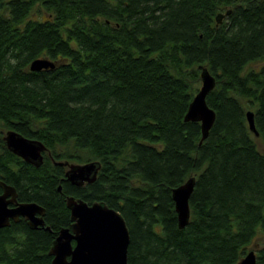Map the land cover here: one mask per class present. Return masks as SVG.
<instances>
[{"label": "trees", "instance_id": "16d2710c", "mask_svg": "<svg viewBox=\"0 0 264 264\" xmlns=\"http://www.w3.org/2000/svg\"><path fill=\"white\" fill-rule=\"evenodd\" d=\"M35 57L54 67L31 70ZM201 65L215 77V119L199 142L200 122L184 113ZM3 128L40 139L43 162L10 151ZM257 137L264 146V0H0V179L45 207L43 226L0 227V264L50 263L69 194L121 212L127 264H231L255 244L264 264ZM64 159L101 167L76 185ZM190 175L180 228L171 189Z\"/></svg>", "mask_w": 264, "mask_h": 264}, {"label": "water", "instance_id": "95a60500", "mask_svg": "<svg viewBox=\"0 0 264 264\" xmlns=\"http://www.w3.org/2000/svg\"><path fill=\"white\" fill-rule=\"evenodd\" d=\"M223 15L222 12L216 15L217 22L221 21ZM52 67H54V61L46 57H35L29 63L31 70ZM200 80L201 84L184 113V120L200 122L199 142L206 137L215 119L214 109L206 102L207 93L215 85V77L205 65L200 66ZM245 116L249 129L258 136L253 110L246 109ZM2 139L6 147L24 161L35 166L43 162L47 146L40 139L27 137L12 128L4 130ZM56 162L65 166L64 177L76 185L95 180L101 167L97 159L83 162L64 159ZM194 181V175H190L171 189V198L180 228L189 221V197ZM0 186V227L8 225L10 218L17 220L20 216L27 219L31 228L44 225L45 207L43 205L35 201H18L15 186L2 179H0ZM60 188L59 184L58 189ZM65 202L70 211L71 222L69 226L61 227L53 238L48 249V253L52 255L49 264H127L130 236L121 212L103 200L87 202L72 194L66 195ZM44 227L48 228L46 225ZM256 247L257 244L231 264H255Z\"/></svg>", "mask_w": 264, "mask_h": 264}, {"label": "rangeland", "instance_id": "374dc122", "mask_svg": "<svg viewBox=\"0 0 264 264\" xmlns=\"http://www.w3.org/2000/svg\"><path fill=\"white\" fill-rule=\"evenodd\" d=\"M255 64H257V63H255V62L252 63V65H255ZM198 86H199V85H198ZM5 129H6V128H5ZM5 129L3 128V130H2V134H3V132H4ZM256 142H257L258 148H259L260 150H263V151H264V146H263V144H262V141H261L258 137H257V139H256ZM257 239L262 240V238H260V237H257Z\"/></svg>", "mask_w": 264, "mask_h": 264}, {"label": "flooded vegetation", "instance_id": "af4514ba", "mask_svg": "<svg viewBox=\"0 0 264 264\" xmlns=\"http://www.w3.org/2000/svg\"><path fill=\"white\" fill-rule=\"evenodd\" d=\"M5 144V143H4ZM6 146V145H5ZM21 158V157H20ZM0 192H1V190H0ZM16 198H17V196H16ZM9 205H12V204H9ZM44 215H45V211H44V214H43V218H44ZM19 220L20 219H23L24 221H26L27 222V219L25 218V217H23V216H20L19 218H18ZM17 219V220H18ZM12 221H14L12 218H10V221L9 222H12Z\"/></svg>", "mask_w": 264, "mask_h": 264}]
</instances>
